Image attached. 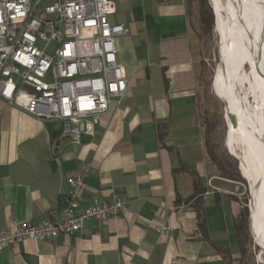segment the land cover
<instances>
[{"label": "crops", "instance_id": "1", "mask_svg": "<svg viewBox=\"0 0 264 264\" xmlns=\"http://www.w3.org/2000/svg\"><path fill=\"white\" fill-rule=\"evenodd\" d=\"M112 1L128 84L93 133L71 141L59 123L0 100V228L59 210L66 178L87 166L84 203L116 194L126 211L71 235L20 241L0 251V264H243L234 231L241 189L206 155L186 0Z\"/></svg>", "mask_w": 264, "mask_h": 264}, {"label": "built area", "instance_id": "2", "mask_svg": "<svg viewBox=\"0 0 264 264\" xmlns=\"http://www.w3.org/2000/svg\"><path fill=\"white\" fill-rule=\"evenodd\" d=\"M114 10L112 0H0V100L59 123L60 135L71 141L93 133L127 90L115 44L125 30L109 20ZM90 171L87 166L66 178L69 191L59 210L0 228V251L23 240L71 235L91 218L102 222L125 212L116 194L84 203L83 178ZM149 222L159 233L170 231L162 219Z\"/></svg>", "mask_w": 264, "mask_h": 264}, {"label": "bare ground", "instance_id": "3", "mask_svg": "<svg viewBox=\"0 0 264 264\" xmlns=\"http://www.w3.org/2000/svg\"><path fill=\"white\" fill-rule=\"evenodd\" d=\"M212 4L223 34V49L213 82L236 119L232 123L225 115L226 141L232 149L238 138L248 152L241 156L240 170L249 182L253 198L251 230L253 235V228L264 234V0H228L225 6L222 0H212ZM222 11L225 18L220 15ZM246 61L253 65L252 78L243 69ZM244 84L249 85L247 92L253 97V106L242 93Z\"/></svg>", "mask_w": 264, "mask_h": 264}, {"label": "rangeland", "instance_id": "4", "mask_svg": "<svg viewBox=\"0 0 264 264\" xmlns=\"http://www.w3.org/2000/svg\"><path fill=\"white\" fill-rule=\"evenodd\" d=\"M211 5L212 13L214 6L212 0H208ZM224 6L228 0H222ZM213 6V8H212ZM215 14L213 13V26L211 31L204 32L198 24V6L197 2L194 1L191 5V18L189 26L190 39L194 47L195 59L198 64H200V74L201 79L198 82V112L201 117L202 122L205 121V118L209 116L213 119L216 124V128L212 133V139L216 144V149L219 153H226L230 157L234 158L237 161V167L241 176V181L238 186L241 189L239 192L240 208L243 205L247 206L248 209V218L250 214L249 208V198L251 196L250 186L248 180L242 175L240 170V159L242 155H248L245 147L240 143L239 139L236 138L234 145L231 147L227 144L226 135L228 130V125H226L227 120L224 118L223 102L219 95V90L217 89L215 83L213 82L215 72L218 66V49L220 48V55L223 49V34L217 26V13L214 9ZM222 18H225V11L220 13ZM262 25L264 28V11L262 16ZM220 39V43H219ZM243 69L250 78L253 77V65L246 61L243 64ZM252 70V71H251ZM213 82V83H212ZM216 83L220 87V83L216 77ZM248 84H244L242 87V93L246 95V98L250 102V105H254L253 97L248 91ZM221 88V87H220ZM222 89V88H221ZM221 100H220V99ZM225 98V97H224ZM226 120V121H225ZM234 155V156H233ZM237 158H236V157ZM248 235L250 238V246L248 248V255L244 259L245 264H264V243L258 235L250 234L248 227ZM262 249V250H261Z\"/></svg>", "mask_w": 264, "mask_h": 264}, {"label": "trees", "instance_id": "5", "mask_svg": "<svg viewBox=\"0 0 264 264\" xmlns=\"http://www.w3.org/2000/svg\"><path fill=\"white\" fill-rule=\"evenodd\" d=\"M196 1L198 6V24L204 32H209L213 26V13L211 5L208 0H186V10L188 24L190 26L191 18V5ZM197 81L200 82V64L197 63ZM223 97L224 95L219 92ZM217 122L211 119L209 116L205 118L203 122V137H204V146L208 160H210L218 169L220 176L227 178L229 180L241 181V176L237 167V161L227 155L226 153H219L216 149V144L212 139V133L216 128ZM201 200L196 201L195 210L198 218V223L200 228L203 230V215L201 209ZM235 238L238 243L242 262L248 255V248L250 246V238L248 235V209L246 205H243L236 217L234 223ZM254 235H258L262 242L264 243V234L257 232L253 228Z\"/></svg>", "mask_w": 264, "mask_h": 264}, {"label": "water", "instance_id": "6", "mask_svg": "<svg viewBox=\"0 0 264 264\" xmlns=\"http://www.w3.org/2000/svg\"><path fill=\"white\" fill-rule=\"evenodd\" d=\"M213 8V6H212ZM213 13L215 14L214 12V9H213ZM219 43H220V39H219ZM220 63V48L218 49V64ZM213 83V82H212ZM220 99V98H219ZM221 100V99H220ZM223 102V110H224V118H225V115L227 114L229 119L232 121V123L235 122V115H233L231 113V111L229 110V106H228V102L227 101H224V100H221ZM226 121V120H225ZM227 125V123H226ZM234 156V155H233ZM236 157V156H235ZM237 158V157H236ZM252 201H253V198H252V195L250 196L249 198V208L252 204ZM248 227H249V231H250V234L251 236L253 237V234H252V230H251V214H249V218H248ZM254 239V237H253ZM254 242L256 243L255 239H254ZM257 244V243H256ZM258 245V244H257ZM259 246V245H258ZM260 247V246H259ZM262 250V249H261Z\"/></svg>", "mask_w": 264, "mask_h": 264}]
</instances>
